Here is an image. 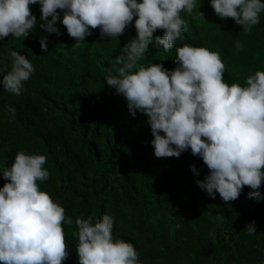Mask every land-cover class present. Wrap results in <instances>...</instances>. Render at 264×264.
<instances>
[{"label":"trees","instance_id":"trees-1","mask_svg":"<svg viewBox=\"0 0 264 264\" xmlns=\"http://www.w3.org/2000/svg\"><path fill=\"white\" fill-rule=\"evenodd\" d=\"M194 2L198 9L181 13L188 24L185 39L166 52L155 42L164 32L157 29L141 64L162 63L173 70L176 48L185 43L209 50L226 45L233 67L240 68L238 79L226 73L227 84L244 86L249 74L264 71V11L246 32L232 18L221 19L210 0ZM30 9L37 25L27 37L0 38L3 74L11 70L13 50L35 69L19 96L0 82V188L16 152L46 157L42 167L49 177L37 184L73 220L63 225L69 257L62 264H79L75 220L91 216L95 223L104 214L113 217V239L131 242L142 264H264V179L261 199L250 198L248 186L231 203L219 193L213 199L196 183L209 172L202 158L190 149L178 158H157L148 117L138 110L133 117L126 98L104 80L137 32L127 26L120 37L102 38L91 30L76 46L61 21L56 23L61 35L40 26L45 21L39 2ZM42 37L47 50L41 48ZM8 106L16 110L14 119ZM251 221L253 235L245 229Z\"/></svg>","mask_w":264,"mask_h":264},{"label":"clouds","instance_id":"clouds-1","mask_svg":"<svg viewBox=\"0 0 264 264\" xmlns=\"http://www.w3.org/2000/svg\"><path fill=\"white\" fill-rule=\"evenodd\" d=\"M41 6L40 26L48 33L61 35V21L76 46L92 31L103 37H120L128 29L137 35L130 39L112 60L105 77L109 87L127 100L133 117L137 110L145 114L151 127L154 155L179 157L191 150L209 169L197 185L215 199L231 203L248 186L250 198L261 199L264 179V71L246 77L245 85L227 84L226 73L233 68L232 50L224 45L209 50L187 43L176 48L177 67L169 70L162 63L141 64L155 36L157 45L167 52L177 40L185 39L189 15L198 9L194 0H0V38L10 34L27 37L36 27L37 18L30 5ZM221 18H232L251 31L260 23L264 11L261 0H210ZM58 9L60 11H58ZM61 12L62 20H61ZM203 16V13L199 12ZM195 19V17H193ZM47 38L40 40L47 50ZM237 51L243 45L237 41ZM222 52V53H221ZM11 70L3 74V89L17 96L35 69L25 55L13 50ZM7 113L15 118V108ZM163 133V134H162ZM44 155L15 153L10 167L3 170L6 181L0 188V264H62L69 257L63 225L73 224L65 209L42 191L37 181L47 180L42 166ZM198 175L195 165H190ZM113 217L104 214L95 223L89 216L78 217L75 245L79 264H142L131 242L113 239ZM255 234V221L245 227Z\"/></svg>","mask_w":264,"mask_h":264},{"label":"rangeland","instance_id":"rangeland-1","mask_svg":"<svg viewBox=\"0 0 264 264\" xmlns=\"http://www.w3.org/2000/svg\"><path fill=\"white\" fill-rule=\"evenodd\" d=\"M239 71H240V68H238V67H233L232 69H231V72L232 73H234L235 75H234V78H236V79H238L237 77L239 76Z\"/></svg>","mask_w":264,"mask_h":264}]
</instances>
